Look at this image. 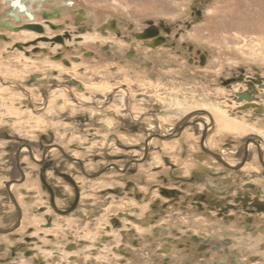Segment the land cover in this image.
<instances>
[{
	"label": "rangeland",
	"instance_id": "1",
	"mask_svg": "<svg viewBox=\"0 0 264 264\" xmlns=\"http://www.w3.org/2000/svg\"><path fill=\"white\" fill-rule=\"evenodd\" d=\"M72 1L90 15L96 14L97 23L104 20L93 25L95 19L91 18L87 31L100 33L98 28L104 27L111 17L126 19L135 26L151 20L169 30L164 32L173 41L174 49L166 45L138 47L135 53L125 56L126 46L120 51H109L105 42H100L92 50L98 55V62H94V57L82 56L79 65L95 66L93 70L77 66L52 75L58 67L49 66L48 57L36 56L28 63L23 54H10L0 48V76L7 82H0L1 138L7 135L36 146L40 145L41 136H46L49 141L64 145L93 171L107 162L102 145L108 135L118 136L121 144L139 146L147 134L159 128L167 131L187 111L201 107L213 119L207 141L211 150L236 162L243 153L245 139L253 136L260 140L264 151V89L256 99L237 100V90L245 88L237 74L264 80V0ZM196 10L201 11L199 16L194 15ZM109 26L106 28L111 33ZM83 35L85 39H97ZM175 35L179 37L177 41ZM183 43L193 51L182 48ZM195 50L205 56L204 63L194 61ZM32 74L37 78L32 79L29 102L22 88H27L25 81ZM67 74L85 87L86 92L75 95L88 94L99 105L110 81H115L116 86L124 83L133 97L131 110L136 116L124 115L120 98L107 109L99 110L76 106L57 89L49 91L50 103L41 110L49 85L65 82L70 78ZM177 94H182L187 105L179 108L178 115L169 110L173 103L181 104L173 96ZM133 123L141 126L140 130L126 131L128 124ZM195 133L192 130L180 140L191 145L186 150L179 140L155 141L150 159L125 175L112 170L89 180L66 163L61 168L74 173L80 191L78 206L67 215L52 209L41 187L34 186V194L28 198L26 189L19 188L18 201L27 223L35 227L48 215L54 225L43 232L35 227L37 241L33 248L37 255L46 264H264V167L258 161L256 148L252 147L248 162L234 172L205 156L196 146ZM5 142L0 139V144ZM116 147L112 143L108 153L115 156L119 165L132 153L140 154ZM162 156L182 167L186 173L183 183L170 182L172 173L165 169ZM184 157L191 159L186 163ZM55 163L48 174L51 181L59 182L54 186L55 203L65 209L73 198L72 187L57 180L55 174V169L65 162ZM178 175L184 176L182 172ZM28 181L26 186L32 188L34 177ZM171 185L185 197L177 205L172 197H159L157 193L159 187ZM207 191L211 195L208 202L213 203L217 213L221 211L220 215L200 212L186 202L197 192ZM26 198L30 203L25 202ZM42 205L47 209L38 214ZM18 231L24 233V229Z\"/></svg>",
	"mask_w": 264,
	"mask_h": 264
},
{
	"label": "flooded vegetation",
	"instance_id": "2",
	"mask_svg": "<svg viewBox=\"0 0 264 264\" xmlns=\"http://www.w3.org/2000/svg\"><path fill=\"white\" fill-rule=\"evenodd\" d=\"M88 14L89 12L86 9L72 0H0V48L3 49V51L6 50L4 52L10 54H23L28 63L34 60L36 56L38 58L48 57V60H50L49 66L58 67V69L52 70V75H56V73L62 69L74 70L75 67L81 64L82 56L94 57V62H98V55L92 50L95 46H98L100 42H105L106 49H109V51L113 49L120 51L124 48H122V46H126L125 56L135 53L138 47L145 49L146 47L158 48L162 45H166L174 49L173 41H169V35L164 32L166 31L168 33L169 30L159 23L157 24L150 20L142 25L135 26V24L126 19L123 20V18H121L122 21H119L111 17L107 19L108 21L105 20L108 23H106L104 27L98 28L97 31L100 33L96 31L90 32L87 31V27L91 26L88 22L91 18L95 19L93 25H99L104 22V20L97 23V15L93 14V16L89 14L88 18ZM200 14V10L194 12L196 16ZM107 24L108 26H115V29L114 27L111 28L113 32L115 31V35L113 32H111V34L109 29L106 28ZM83 34L97 36L95 37L97 39H85L86 37ZM178 39L179 37L175 35L174 40L177 41ZM70 41L71 43L68 44ZM146 41H149L150 44L146 45ZM89 42L92 43L89 44ZM77 43L78 45L75 46ZM105 44L103 46H105ZM182 48L188 50L187 47L184 46V43L182 44ZM192 51L191 47H189L188 52ZM193 56L195 62H205V56L199 50H195ZM189 60H193V57H189ZM86 67L93 70L95 66L88 67L84 64L83 68ZM83 68L79 66V69ZM242 74H237V78L244 81L245 88L239 91L237 90V100L242 99L243 102H246V100L256 99L257 94H261V91L264 89V80H262L261 77L257 78L255 76H245ZM68 76L70 78L65 80L67 83H53L49 85L50 90H47L48 92H46V96L43 98V102L45 103L41 110L46 109L50 103V97H48L49 91L57 89L63 91L64 96L67 94V98H70L69 100H71L74 105L80 107H98L100 108L99 110L107 109L116 99L120 98L123 103L122 107H124L122 108L125 112L124 115L130 118L136 116V114H133V110H131V100L133 97L124 83L116 86L114 84L115 81H110V88L107 89V94H101L104 99L99 105L92 99L93 97L91 98L88 94L83 97L75 95L74 93L79 95L84 93L85 87L80 83V80L76 79L74 76ZM243 76L245 79L242 78ZM35 78L37 77L32 74L30 79L25 81L27 88H22V90L26 92V96L28 95L29 102L32 99L29 89L32 88L34 83L32 79ZM0 82L5 85L7 84V82L3 81L1 76ZM73 88L76 89L75 92ZM173 96L177 98L181 104L174 105L173 103L171 107H169V110L178 115L179 108L187 105L183 103L182 94ZM262 96L264 95L262 94ZM238 105L240 106L241 104ZM211 125H213V119L210 112L207 109L199 107L187 111V113L181 116L176 124L167 131L159 128L157 132L147 134L144 136L139 146L130 142L121 144L118 136L110 134L102 145V149H104L103 154L105 155L104 159L107 162L93 171L89 170L87 163L80 157L70 153L69 150H65L66 147L64 145L49 141L46 136H41V140L38 143L40 145L36 146L34 143L10 139L7 135H4L3 138L0 137V139L6 140L4 144H0V264H46L45 259L37 255L33 248V244L37 241L34 232L35 227H38L40 232L52 229L54 226L53 222L48 215H45L43 221L38 222L35 227L29 222L27 223L22 204L18 201V191L20 190L19 188L26 189L25 191H27L29 195L26 194L25 197L28 198L33 196L31 194H34V186L41 187V190L47 196V202L56 213L59 215L71 213L78 206L80 191L77 181L74 178V173L70 170L65 171L61 168L65 167L66 163L71 165V169L78 172L80 176L82 175L89 180L98 178L102 174L112 170L120 172L121 175H125L130 170H133L150 159L151 147L155 141L163 143V141L179 140L178 143H180L182 149H188L191 145L185 141L180 142V140L185 136H189L190 132L193 130L194 133L195 131L197 132V134L195 133L198 138V144H196V146L205 153V156L220 163L225 169L234 172L239 171L248 162L249 153L253 146L256 148L259 163L264 167L263 148L260 140L253 136L245 139L243 153L239 161L230 162L222 153L211 150L207 145ZM140 127L141 126L133 123L130 125L128 124V127L125 129L126 131L131 130L138 132ZM112 143L117 145L116 148L124 150L125 152L132 153V151H137V153L140 154L136 155L132 153V156H127L124 163L119 165L115 162L117 160L114 159L115 156L108 153V148L112 146ZM58 156L60 157L59 160L57 159ZM190 159L184 157V160H187L186 163H188ZM160 160L164 162L165 169L169 168L168 171L170 170L169 172L172 173V176L169 175L170 178H168L170 182L183 183L186 179V173L182 167L178 166L173 160H169L167 156H162ZM62 161L65 163H61ZM55 162L61 163L59 169H55L57 180L66 182L68 186L72 187L71 193H73V198L65 209H59L58 205L55 203L57 189L54 186H57L59 182L56 184L51 181L48 174V169L55 166ZM179 172H182L184 176L178 175ZM220 173L223 172L220 171ZM30 177H34L35 181V183L31 185L32 188L26 186ZM61 187H63V185ZM179 190L180 189L174 185L161 186L158 188L157 193L159 197H172V200H174L173 204L177 205L181 199H185L183 195H180ZM208 193V191L207 193L197 192L194 197L190 199L186 198V202L190 207L200 212H211L220 215L221 211L217 213V209H215L213 203L210 204L208 202V197L211 196L210 194L208 195ZM27 198L25 202L27 201L30 203ZM227 205L230 206L231 204L227 203ZM46 209L45 205L39 206L37 213L42 214ZM19 229L22 231L24 229V233L19 232ZM179 245L183 246L184 244Z\"/></svg>",
	"mask_w": 264,
	"mask_h": 264
},
{
	"label": "bare ground",
	"instance_id": "3",
	"mask_svg": "<svg viewBox=\"0 0 264 264\" xmlns=\"http://www.w3.org/2000/svg\"><path fill=\"white\" fill-rule=\"evenodd\" d=\"M14 1V0H13ZM55 14V13H54ZM30 17V16H29ZM110 27V26H109ZM111 27L113 28L114 27V29H115V26L113 25H111ZM111 27H110V29H111ZM112 30V29H111ZM115 32V31H114ZM213 100V99H212ZM194 101V100H193ZM205 101H207V100H205ZM208 103V102H207ZM216 106V105H215ZM206 107H208L207 105H206ZM211 108H212V106H210ZM218 108V107H217ZM186 109V108H185ZM226 118V117H225ZM223 121V120H222ZM229 121V120H228ZM227 122V121H226ZM228 123V122H227ZM231 123V122H230ZM226 125V124H225ZM229 125V124H228ZM236 125V124H235ZM224 128V127H223ZM226 128V127H225ZM236 128V127H235ZM234 128V129H235ZM229 128L227 127V130H228ZM232 129V128H231ZM226 130V129H225ZM237 130H240V129H237ZM228 131H230V130H228ZM238 132V131H237ZM239 133V132H238Z\"/></svg>",
	"mask_w": 264,
	"mask_h": 264
}]
</instances>
